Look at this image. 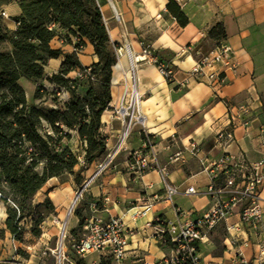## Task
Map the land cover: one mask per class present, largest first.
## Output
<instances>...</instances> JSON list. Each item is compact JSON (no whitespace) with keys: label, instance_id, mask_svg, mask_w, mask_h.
Segmentation results:
<instances>
[{"label":"crops","instance_id":"obj_1","mask_svg":"<svg viewBox=\"0 0 264 264\" xmlns=\"http://www.w3.org/2000/svg\"><path fill=\"white\" fill-rule=\"evenodd\" d=\"M97 2L114 46L130 44L135 54H140L144 46H149L173 65L172 79H166L152 63L144 62L138 69L139 87L143 95L141 105L147 118L146 132L154 138L161 164L168 167L170 175L169 179H164L158 170L140 173L133 167L131 152L143 144V129L137 125L113 166L91 180L80 208L86 222L93 217L104 220L116 216L123 218L129 234L124 264H161L173 255L174 249L171 243L160 241L150 234L148 222L157 214L175 219L178 210L191 215L208 210L212 198L207 192L210 177L205 168L222 154L223 149L216 144V134L231 126L233 115L239 117L235 129L236 140L227 151L244 154L252 161L264 157V0H183L179 5L190 18L186 26H181L168 10L169 0ZM15 5L18 14L20 7ZM218 21L225 24L228 37L224 42L232 47L236 66L232 69L218 62L208 68V72L218 70L222 73V80L216 85L205 78L198 80L191 74V70L204 55L203 48L199 46L206 41L208 29ZM53 45L62 46L65 51L74 49L73 44L62 38L55 39ZM124 56L118 57L114 66L111 108L102 116V132L107 136V153L117 146L125 129L124 120L113 114L114 108L120 103L130 68L129 57ZM79 57L86 66L99 60L90 42L79 52ZM64 59L65 56L61 55L49 60L48 65L53 63L55 66L52 72H47L46 66L44 80L41 79L49 82V86H44L50 92L57 85L50 82L48 77L58 72ZM78 73L74 71L71 75ZM32 103L40 107L56 104L53 94L35 97ZM242 106H245V111L240 109ZM174 136L175 141L170 145ZM71 141L75 143L74 147L71 145L72 148L81 152L78 135ZM193 141L199 143L201 148L197 156L186 152V163L170 162L173 153L187 148ZM101 161L103 158L90 164L84 171V182L95 174ZM169 180L180 189L174 201L156 200L154 210L149 215L133 217V207L146 194L162 196ZM191 186L197 192H186ZM75 188L73 175L65 181L55 176L35 195L36 203L50 197L57 212V215H52L46 221L44 237L50 225L54 227L48 233H56L55 224L60 222L63 211L67 210ZM75 215L71 229L80 221V217ZM7 216V206L4 201H0V230L4 231V237L0 236V263L15 259L17 264H39V258L32 252L31 245L28 246L31 249L28 256L19 253V250L24 249V244L15 239L7 228ZM229 227L232 228L229 230ZM74 240L78 239L74 238L71 242ZM200 256L202 264H243L242 260L249 264H264V217L254 228L244 226L239 215H234L228 222H222L202 244ZM80 259L84 264L114 263L100 252H90ZM76 261L73 258L71 262L76 264Z\"/></svg>","mask_w":264,"mask_h":264},{"label":"trees","instance_id":"obj_2","mask_svg":"<svg viewBox=\"0 0 264 264\" xmlns=\"http://www.w3.org/2000/svg\"><path fill=\"white\" fill-rule=\"evenodd\" d=\"M8 3L18 4L20 12L12 16L17 25L12 31L0 19V201L7 206V228L23 241L25 220L31 218L30 229L39 236L47 216L56 212L50 197L35 202L47 181L55 176L65 181L72 174L81 187L84 171L107 154L102 116L111 108L118 58L97 0H0V4ZM168 10L181 26L189 24V16L176 0H169ZM227 37L224 22L218 21L199 47L209 54ZM57 38L74 49L55 47ZM88 42L99 60L86 66L79 52ZM61 55L65 59L58 72L48 77L57 88L50 92L41 84L35 94L36 98L53 94L56 104L40 107L29 102L20 80L43 78L49 60ZM74 71L79 73L72 76ZM75 135L81 152L70 144ZM75 213L80 221L71 232L78 237L86 220L80 208ZM78 264H84L82 259ZM180 264H190V259Z\"/></svg>","mask_w":264,"mask_h":264},{"label":"built area","instance_id":"obj_3","mask_svg":"<svg viewBox=\"0 0 264 264\" xmlns=\"http://www.w3.org/2000/svg\"><path fill=\"white\" fill-rule=\"evenodd\" d=\"M178 3L183 0H176ZM117 57L128 52L130 68L126 75L125 88L117 107L114 108V116L121 118L125 122V129L121 134L117 146L111 150L106 158L98 164L95 174L87 180L84 189L91 180L103 172L114 163L119 152L125 148L127 139L134 128L138 125L143 129L142 147L131 152L133 167L140 173L149 170H158L164 179H169L170 170L161 164L159 150L152 135L146 132L147 118L142 110V93L139 87L138 69L144 62L152 63L158 67L166 79L174 77V68L170 62L154 52L149 46H144L140 54H135L131 45L126 44L116 49ZM222 62L227 67L235 69L233 62V49L226 42L215 48L209 54L203 55L196 62L191 70V74L198 80L204 78L212 84H220L222 73L218 70L208 72L216 63ZM245 111V106L240 107ZM239 117L232 116V124L229 128L221 129L216 134V144L223 149L221 155L212 160L207 166L210 177V184L207 192L211 195V206L205 212L198 215H191L183 210H178V217L167 219L161 215H156L148 222L150 234L156 239L169 242L173 246V255L166 258L161 264H180L190 259V264H202L200 251L202 244L209 239L210 233L222 222H228L234 215H239L240 222L248 227H256L264 217V197L262 190L264 186V157L252 161L244 154H236L227 151L235 140V129ZM175 141L172 138L170 145ZM173 142V143H172ZM201 151L199 143L193 141L187 148H181L170 156V162H187L189 152L197 156ZM180 192L179 187L172 181H167L165 192L162 196L157 194H146L141 201L133 208V217L139 218L149 215L154 210L156 200L164 199L174 201L176 194ZM186 192H197L194 186L189 187ZM1 196V192H0ZM65 222L63 234L58 250L59 264H66L68 259L62 247L63 238L66 237ZM232 227H229V230ZM84 234L74 240V245L79 256H84L90 252H100L111 258L114 263L124 264L129 246V234L121 216L104 220L93 217L84 225ZM233 242V239L231 240ZM241 263L249 264L242 260ZM5 264H17L15 259H10ZM233 264V263H229Z\"/></svg>","mask_w":264,"mask_h":264},{"label":"rangeland","instance_id":"obj_4","mask_svg":"<svg viewBox=\"0 0 264 264\" xmlns=\"http://www.w3.org/2000/svg\"><path fill=\"white\" fill-rule=\"evenodd\" d=\"M15 6H16L15 3L0 4V19L2 20V23L4 24V26L7 29H9L10 31L14 30L16 27V21L13 20V18H12V16L15 15L16 11H17ZM120 46H123V45L114 46L115 50L117 48H119ZM117 61H118V59H117ZM54 69H55V66L53 63H50L47 66V72H52V71H54ZM43 80H44V78H43ZM43 80L41 79V80L36 81V80H31V79L29 80L27 78H23L21 80V84L23 85V87L27 91L28 98H29L30 102L35 101L34 95H35L36 89L38 88L39 85L45 84V85L49 86V82L43 81ZM36 102L38 103V101H36ZM70 144L73 147L75 145V143L72 141L70 142ZM107 154L103 157V160L106 158ZM113 164L114 163H112V165H110L108 168L112 167ZM97 168H98V166H97ZM108 168H106L105 170H107ZM70 175H72V174H68L66 176V179H69ZM86 182H87V180L83 183V185L81 187H79L76 184L75 192L71 198V201L68 204L67 210L63 211L62 217L60 218V222L55 224V226L57 227L55 234L48 233V230H50L52 227H54V225H50L49 228L47 226V228H48L46 231L47 236L44 237V235H43L45 232V228H46V221H48V219L52 215H57V212L51 213L47 216V218L45 219V221L43 222V225H42L43 232L39 236L34 235L30 229L31 228V218H28L27 220L24 221V225L26 227V232H25L24 240L22 241L24 244L23 245L24 249H22L23 253H21L24 257L29 255L28 251L31 249H29L28 246L31 245L32 246V252L36 256H38V258H39V264H59V262H58V260H59L58 259V250L56 251V249L59 248L61 237L63 234L62 233L63 228L65 225V222H67L65 233H66V238H68V240L66 243H64V247H65L64 251L66 252L68 259H71V261H73V258H75L77 260L76 264H78V260L81 258V256L78 255L76 248H75V245H74V241L71 242V240L74 238H77V239L81 238L84 234L85 229L83 228L82 230H80L78 232V237H75L71 232V225H72V222L74 221V219L76 217L75 209L80 208V206H82L83 196H84L85 192L88 190L89 185L84 189L82 195L76 201L71 212H70V209L72 207V204L74 203L73 202L74 199L77 197L78 192L80 191V189H82V187H84ZM0 236L4 237V231L0 230ZM48 236H50V237L48 238ZM46 238H48V239H46ZM0 264H2V263H0ZM3 264H5V262H3ZM66 264H72V262L66 261Z\"/></svg>","mask_w":264,"mask_h":264},{"label":"bare ground","instance_id":"obj_5","mask_svg":"<svg viewBox=\"0 0 264 264\" xmlns=\"http://www.w3.org/2000/svg\"><path fill=\"white\" fill-rule=\"evenodd\" d=\"M123 55L129 57L128 52L124 53ZM123 55H122V56H123ZM125 56H124V57H125ZM124 57L121 58V62H122V63H123V61H124V59H123ZM121 62H120V63H121ZM75 199H76V198H75ZM75 199H74V201H75ZM74 201H73V202H74ZM74 205H75V204H74ZM67 240H68V238H66V237L63 238V243H62V247H63V248H65V247H64V243H66Z\"/></svg>","mask_w":264,"mask_h":264},{"label":"water","instance_id":"obj_6","mask_svg":"<svg viewBox=\"0 0 264 264\" xmlns=\"http://www.w3.org/2000/svg\"><path fill=\"white\" fill-rule=\"evenodd\" d=\"M83 191H84V187H82V189H80V191L78 192L77 197H76L74 203L72 204V207L70 209V212L72 211V209L74 207V204L76 203V201L78 200V198L82 195Z\"/></svg>","mask_w":264,"mask_h":264}]
</instances>
